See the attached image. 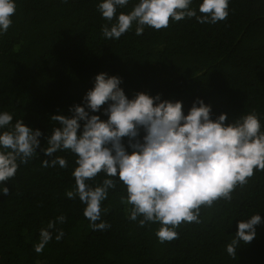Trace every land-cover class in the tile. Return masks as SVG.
<instances>
[{
	"label": "trees",
	"instance_id": "1",
	"mask_svg": "<svg viewBox=\"0 0 264 264\" xmlns=\"http://www.w3.org/2000/svg\"><path fill=\"white\" fill-rule=\"evenodd\" d=\"M101 2L15 0L13 23L0 33V113L42 133L36 156L0 185V192L7 187L10 193H0V264H264V171L238 186L231 201L202 207L201 223H182L176 229L179 238L161 244L159 223L141 227L142 217L128 218L132 206L120 202L127 193L118 178L101 204V219L111 227L93 230L84 216L86 205L66 195L76 190L78 157L70 150L51 158L42 151L60 127L50 117L71 116L69 108L83 104L102 72L120 77L129 99L139 92L160 94L161 100L182 102L187 115L199 98L211 106L213 120L227 114L226 124L255 112L264 132V0H229L228 18L216 24L185 18L167 29L145 26L138 36L134 22L119 40L102 35V27L116 19L102 17ZM202 2H192L197 16ZM138 3L129 0L118 7L117 17ZM91 114L108 119L103 108ZM56 156L67 160V168L41 166ZM105 178L101 172L88 183L95 187ZM256 214L262 222L255 238L249 244L240 241L236 257L229 256L226 248L236 238L238 222ZM61 215L64 223L57 221ZM50 221H57L52 240L38 254L34 246ZM59 229L65 235L57 242Z\"/></svg>",
	"mask_w": 264,
	"mask_h": 264
},
{
	"label": "clouds",
	"instance_id": "2",
	"mask_svg": "<svg viewBox=\"0 0 264 264\" xmlns=\"http://www.w3.org/2000/svg\"><path fill=\"white\" fill-rule=\"evenodd\" d=\"M192 2L139 0L130 13L117 17V8L126 7L129 0H102L98 4L102 17L108 22L116 19L111 27H102V35L119 40L134 22L139 36L145 26L167 29L171 22L193 17L200 24H216L229 16V0H203L199 5L201 16L191 8ZM15 13V0H0V33L8 31ZM121 83L118 76L99 73L94 88L83 97V104L69 108L71 116L50 117L60 127L53 129L47 138L48 147L42 150L50 158L64 150L78 157L73 171L76 190L66 195L69 199L78 197L86 205L84 216L93 230L111 227L101 219V204L109 190L116 188L115 178L126 187L127 196H121L120 202L132 206L128 218L137 221L142 217L141 227L159 223L156 236L163 244L179 238L176 229L182 223H201L202 207L211 208L221 199L231 201L238 186L246 185L255 171H264V132L255 112L226 124L227 114L213 120L211 106L202 99L194 101L185 115L182 102L161 100L160 94L153 97L139 92L129 99ZM102 108L107 120L91 114ZM0 130L2 185L15 177L21 164H28L36 156L42 133L24 125L21 119L13 124V115L8 112L0 113ZM57 164L61 168L68 166L67 160L59 156L43 160L41 166ZM101 172L109 178L92 187L88 181ZM0 193L10 194L7 187ZM57 221L64 223L66 217L61 215ZM57 221H50L47 229L40 230V241L34 246L36 253H42L52 240L50 230L56 228ZM261 222L259 214L238 222L236 238L226 248L229 256L236 257L240 241L249 244L255 238V228ZM64 235L59 229L56 241Z\"/></svg>",
	"mask_w": 264,
	"mask_h": 264
}]
</instances>
